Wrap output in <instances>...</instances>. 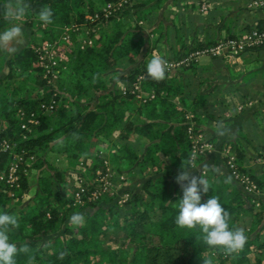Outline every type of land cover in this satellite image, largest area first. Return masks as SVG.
I'll return each mask as SVG.
<instances>
[{"label": "trees", "instance_id": "16d2710c", "mask_svg": "<svg viewBox=\"0 0 264 264\" xmlns=\"http://www.w3.org/2000/svg\"><path fill=\"white\" fill-rule=\"evenodd\" d=\"M108 1L112 0H26L30 8L23 24L31 29L33 38L10 55L0 54V138L15 141L16 149L23 154L19 160V185L10 186L0 180V212L17 215L21 223L20 229L10 233V242L18 248H29V253L17 255V264H28L30 257L31 264H203V256L211 257L214 264H264V196L256 204L238 181L225 183L227 174L217 167L192 171V175L204 176L211 185L202 194L201 203L213 195L218 197L230 213V229L245 230L244 249L226 256L196 240L198 229L177 227L183 190L176 177L179 170L183 171V160L192 154L191 122L186 113L192 106L195 132H202L196 109L205 104L204 98L188 102L187 83L179 71H193L198 61L167 71L163 81L151 79L147 75L149 53L143 49L151 40L146 41L139 22L146 14L136 9L143 2L132 3L133 0L104 20L106 25H112L110 31L91 32L92 43H83L86 28L95 23L86 15ZM3 2L7 0H0V4ZM45 6L53 10L52 24H42L38 19ZM3 22L0 16V25ZM73 22H86L85 28L70 30V36L63 38L65 26ZM80 33L83 37L79 39ZM228 36L233 35L184 42L176 53L161 57H178ZM44 40L55 44L59 57L60 74L51 81L36 50L45 45ZM124 59L132 67L121 73L117 66ZM139 73H145L144 90L154 92V96L143 99L114 85L118 77L131 86ZM51 99H56L55 109L42 111L40 103ZM21 109L35 110L39 122L29 129L23 127ZM133 136L146 139L141 149L130 141ZM100 140L112 143L108 161L116 172L130 171L132 176H141L139 190L127 188L130 195L123 202L113 195L103 196L100 201L88 199L96 186L69 184L62 170L52 163L63 154L94 175L97 167L109 164L97 146ZM230 153L235 155L238 169L248 173L261 189L264 176L243 163L245 153L238 146L224 154L229 172L226 162ZM11 157L9 152L0 153V169L8 165ZM30 167L38 168L40 187L26 201L31 190ZM81 185L86 188L84 203L74 196ZM74 213L84 215L82 226L69 224ZM239 216H248L250 225L239 223ZM251 252L256 254L255 261Z\"/></svg>", "mask_w": 264, "mask_h": 264}, {"label": "crops", "instance_id": "0c3cea01", "mask_svg": "<svg viewBox=\"0 0 264 264\" xmlns=\"http://www.w3.org/2000/svg\"><path fill=\"white\" fill-rule=\"evenodd\" d=\"M250 1L210 0L206 13L199 12L193 0H133L132 3L143 2L136 9H143L146 14L139 22L146 41L151 40L143 48L150 60L153 54L176 53L184 42L215 40L241 33L253 25H263L264 7L252 8L248 5ZM6 27L3 22L0 31ZM23 28L25 37L23 43L16 45L17 50L33 38L31 29L24 24ZM204 56L193 68L196 77L188 88L194 85L195 89L188 91L186 97L188 102L204 98L205 104L196 109L197 121L212 147L191 171L217 167L236 183L225 164L224 154L238 146L245 153L243 163L264 176V161L255 158L264 147V46L245 50L239 57ZM131 67L127 60L119 71L127 72ZM121 83L117 77L114 85ZM141 140L146 143L145 138ZM112 148L113 145L103 152L108 160ZM55 159L65 162L68 157L62 154ZM141 180L137 177L131 186L138 187ZM261 191L264 196V185Z\"/></svg>", "mask_w": 264, "mask_h": 264}, {"label": "clouds", "instance_id": "9594fccd", "mask_svg": "<svg viewBox=\"0 0 264 264\" xmlns=\"http://www.w3.org/2000/svg\"><path fill=\"white\" fill-rule=\"evenodd\" d=\"M30 5L26 0H7L0 4V16L8 24L0 31V52L9 54L17 51L16 45L23 43L25 32L23 21L28 14ZM53 10L49 6L42 7L38 19L42 24L53 23ZM167 61L159 55L153 54L147 64V75L159 82L166 79ZM196 164L193 157L183 160L181 171L176 177L177 183L183 190V196L178 202L179 213L175 223L180 229L199 230L196 240L202 241L210 249H217L226 256L241 252L246 243L245 230L240 227L230 229V213L219 202L218 197L211 196L206 203H201L202 194L211 189L209 181L204 176L192 175L191 169ZM231 177L225 180L230 183ZM85 217L82 213H74L69 220L72 226H82ZM20 218L14 214L0 212V264H17L16 257L20 252L29 253V248H18L16 243L10 242V233L20 229ZM63 255V254H61ZM203 264H214L211 257L203 256ZM32 257L28 264H31Z\"/></svg>", "mask_w": 264, "mask_h": 264}, {"label": "built area", "instance_id": "2783aa9c", "mask_svg": "<svg viewBox=\"0 0 264 264\" xmlns=\"http://www.w3.org/2000/svg\"><path fill=\"white\" fill-rule=\"evenodd\" d=\"M131 0H112L106 2L101 9L88 13L86 15L87 20L95 22L86 28V35L83 37V43H92L93 37L91 32H97L100 23L104 20L108 21L109 17L121 10L127 5ZM199 12L206 13L210 8V0H193ZM252 8L264 7V0H251L248 4ZM86 22H73L65 26L66 32L63 38H68L70 36V30H79L85 28ZM264 46V26L259 27L258 25H253L249 29L235 34L233 36L223 37L215 42L206 44L201 47H196L187 53L180 55L178 57H166L167 61V71H175L181 69L183 66L189 65L194 61H199L204 55L211 57H224L233 58L239 57L245 50L262 47ZM36 50L39 52V58L41 64L44 65L46 71L45 75L49 76V81L52 77H57L60 73V69L57 67L59 65V57L56 55L55 44L49 42L48 45L38 46ZM145 73H139L135 80L132 82L131 86L124 83L122 86V91L126 93L131 90L136 94V96L146 99L147 97L154 96V92L145 91L142 86V80ZM40 109L44 112H52L56 107V99H51L50 101H42L39 105ZM20 115L24 118L22 123L23 127L30 128L32 125L39 122L38 113L35 110L27 112L24 109L20 110ZM194 115V113H193ZM195 123L191 122L189 125V135L193 138L192 141V154L191 157L195 159L196 152L205 153L212 147V143L208 141L202 132H195ZM17 143L10 140L7 137L0 138V153L9 152L12 157L8 165L0 169V180L5 181L10 186L19 185V160L22 158L23 154L16 149ZM260 155L257 157L258 161H264V147L260 150ZM227 165L231 169V175L235 178L239 184L242 186L244 191L249 194H257L260 192V187L258 183L246 172L241 171L237 167V162L235 155L233 153L229 154L227 160ZM196 176V174H193ZM107 187L103 185L96 186L90 193L89 196L97 197L101 194ZM86 191L85 186L81 185L74 193L75 199L81 201L84 192Z\"/></svg>", "mask_w": 264, "mask_h": 264}, {"label": "rangeland", "instance_id": "374dc122", "mask_svg": "<svg viewBox=\"0 0 264 264\" xmlns=\"http://www.w3.org/2000/svg\"><path fill=\"white\" fill-rule=\"evenodd\" d=\"M99 25H100V27L98 29V33H100L101 31H110L111 27H112V25H110V24L106 25L105 23H100ZM81 37H83L82 33H80L78 35L79 39ZM50 41L51 40H44V44L48 45ZM58 47H59L58 49H60L61 45H59ZM156 55L164 57L167 54L157 53ZM202 58L204 59L205 56H203ZM126 62H127L126 59L122 60V62L117 66V67H119L118 69L120 70V68H122L124 66V63H126ZM179 74L181 75L182 80L184 81L185 85L187 83L186 93H188V91H192L193 89H195L194 85H192L191 87L188 88V84H191L190 81H192V79L194 77H196L195 75L193 76V71L191 69H184V70L182 69L179 71ZM124 83L125 82L122 81V83L119 84V86H117V87L122 88ZM190 104H191V102H190ZM191 109H192V106H189L186 115L190 118V122L195 123L196 121H195V119H193L195 115H193V112L191 111ZM190 139L192 140L193 138L190 137ZM130 141L133 142L134 145H136L138 149H140L144 145L143 141L137 139L135 136H133ZM111 145H112V143H110L109 141H103V140H100L97 143V146L99 147L102 154H103V152H107L111 148ZM206 152H208V151H206ZM203 154H204L203 152H196V154H195L196 158L194 159L195 164L199 160V158L202 157ZM30 158L34 159L33 156H31ZM52 159L53 158H50L51 162L53 161ZM64 161L65 162H63L62 160L54 159V161L52 163L55 166H57V168L62 170V172L64 174V178L67 180V182L69 184L78 185L80 183H90V184H93L94 186H97V187L99 185H103V187L104 186L107 187L97 197L87 196L88 199H91L92 201H94V200L100 201V199L103 196L107 197L109 195H113L114 199H118L119 202H123L130 195V191H128L127 188L133 187V186H131V185H134V184H132V181L137 179V177H138V179L141 178V176L138 174L136 176H132L129 173L130 171H128V172L125 171L123 173L116 172L115 171L116 168L114 169V167L109 163L108 159H107V161L109 164H107V166L105 168L97 167L94 175L90 174L89 170L86 169L83 164H81V165L80 164H74L69 160V158L67 160H64ZM43 173H47V171L43 170ZM28 174H29V181L31 183V190H30L28 197L25 198L26 201L31 200V197L36 193V191L40 187L39 179H38L39 178L38 177L39 176L38 168L30 167L28 169ZM233 179L236 180L235 178H233ZM133 188H135L136 190H139L140 187L136 186ZM261 190H262V188L260 189V192L257 194L256 193L250 194V196L252 197V200H254L256 204H259V202H261L263 199V195H262ZM68 194L72 195V190H68ZM78 202L84 203L85 198H82L81 201H78ZM248 219H249L248 216L237 217V221L239 223H241L242 225H246V226H249L251 223ZM255 255L256 254L254 252L250 253V257L253 261H255ZM261 257H262L261 262L264 263V249L262 250ZM226 264H229V262H227Z\"/></svg>", "mask_w": 264, "mask_h": 264}]
</instances>
